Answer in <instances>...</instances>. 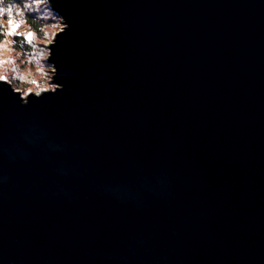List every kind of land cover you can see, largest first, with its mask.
I'll use <instances>...</instances> for the list:
<instances>
[{"label": "water", "instance_id": "obj_1", "mask_svg": "<svg viewBox=\"0 0 264 264\" xmlns=\"http://www.w3.org/2000/svg\"><path fill=\"white\" fill-rule=\"evenodd\" d=\"M52 89L0 79V264H264V0H48Z\"/></svg>", "mask_w": 264, "mask_h": 264}, {"label": "rangeland", "instance_id": "obj_2", "mask_svg": "<svg viewBox=\"0 0 264 264\" xmlns=\"http://www.w3.org/2000/svg\"><path fill=\"white\" fill-rule=\"evenodd\" d=\"M11 8L13 15L9 17L7 10ZM27 9H33L44 15L45 18H53L54 22L45 28V38H39L25 21L24 13ZM48 0H27L24 6H4L0 0V77L11 81L23 94L30 91L40 92L43 89H52L53 66L48 61L49 43L62 26L60 16L54 15ZM19 25L13 31L8 23ZM30 34V36H29ZM20 35L31 46L28 51L15 47V36Z\"/></svg>", "mask_w": 264, "mask_h": 264}, {"label": "trees", "instance_id": "obj_3", "mask_svg": "<svg viewBox=\"0 0 264 264\" xmlns=\"http://www.w3.org/2000/svg\"><path fill=\"white\" fill-rule=\"evenodd\" d=\"M27 0H3L4 6L10 7L13 5L24 6ZM55 13V12H54ZM56 14V13H55ZM54 14V15H55ZM57 15V14H56ZM25 21L29 24L30 28L36 33L39 38H45V28L54 22L53 18H45L44 15L40 14L33 9H27L24 13ZM3 35H0V40H2ZM15 47L22 49L23 51H28L30 45L24 38L20 35L15 36Z\"/></svg>", "mask_w": 264, "mask_h": 264}, {"label": "snow or ice", "instance_id": "obj_4", "mask_svg": "<svg viewBox=\"0 0 264 264\" xmlns=\"http://www.w3.org/2000/svg\"><path fill=\"white\" fill-rule=\"evenodd\" d=\"M7 15H8L9 17H11V16L13 15V10H12L11 8H9V9L7 10ZM8 23H9L10 25H12V29H13V31H15V29H16L17 27H19V25L13 24V21H12L11 19L8 20ZM29 36H30V34H29ZM0 79H2V77H0Z\"/></svg>", "mask_w": 264, "mask_h": 264}]
</instances>
